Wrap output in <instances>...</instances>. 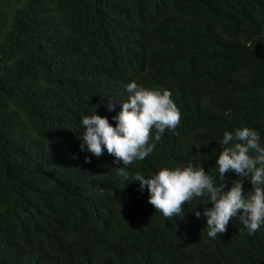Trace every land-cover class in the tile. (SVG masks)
Segmentation results:
<instances>
[{"label":"trees","instance_id":"1","mask_svg":"<svg viewBox=\"0 0 264 264\" xmlns=\"http://www.w3.org/2000/svg\"><path fill=\"white\" fill-rule=\"evenodd\" d=\"M79 55L88 90L100 98L56 109L53 85L67 67L63 60ZM1 78L0 190L32 205L41 223L56 219L62 231L103 230L108 264H141L132 222L122 212L101 217L98 192L133 194L119 167L133 179L192 164L222 184L216 161L224 133L237 128L255 130L264 147V0H0ZM132 81L171 91L181 121L159 141L153 129V152L125 166L114 156L108 160L106 148L99 157L86 150L81 120L125 102ZM13 87L35 96L25 106ZM118 113L107 117L113 126ZM230 179L225 174V192ZM232 221L246 228L238 216ZM202 224L190 213L174 223L191 238L189 264H264V230L260 237L227 232L214 244ZM181 244L178 238L170 252L156 251L154 264H183L173 259ZM7 261L0 252V264Z\"/></svg>","mask_w":264,"mask_h":264},{"label":"clouds","instance_id":"2","mask_svg":"<svg viewBox=\"0 0 264 264\" xmlns=\"http://www.w3.org/2000/svg\"><path fill=\"white\" fill-rule=\"evenodd\" d=\"M63 62L67 67L60 70L53 85L56 109L71 107L78 99L100 98L88 90V69L82 55L66 57ZM126 91L128 99L115 106L110 103L102 116L95 111L82 117L85 132L81 139L93 155L101 156L106 148L108 160L114 156L128 166L153 152V129L157 133L154 139L159 141L166 129L179 126L181 111L167 89H149L132 81ZM13 92L25 106L35 96L15 87ZM115 110L119 113L113 117L117 121L113 126L107 117ZM222 143L216 161L222 184L217 185L216 178L204 167L192 164L162 166L150 178L137 173L133 179L125 167H119L118 174L133 194L122 197L113 189L99 190L96 210L101 217L109 219L122 212L132 222L141 264H154L156 251L170 252L178 238L182 244L173 259L189 264L186 257L191 238L186 230L174 226L188 213L194 214L196 221L203 220L206 238L214 244H221L227 232L259 236L264 230L260 228L264 225V147L260 136L252 128H237L235 132L226 131ZM85 162L90 163V159L85 157ZM225 174L231 176L226 192ZM237 216L247 229L234 226L232 218ZM149 238L157 241L148 242ZM18 244L23 247L21 255L12 259ZM0 252L8 257L3 264H108V236L99 229L62 231L56 219L41 223L32 205L19 204L0 190Z\"/></svg>","mask_w":264,"mask_h":264},{"label":"bare ground","instance_id":"3","mask_svg":"<svg viewBox=\"0 0 264 264\" xmlns=\"http://www.w3.org/2000/svg\"><path fill=\"white\" fill-rule=\"evenodd\" d=\"M190 115V114H189ZM190 137V136H189ZM212 156V155H211Z\"/></svg>","mask_w":264,"mask_h":264},{"label":"rangeland","instance_id":"4","mask_svg":"<svg viewBox=\"0 0 264 264\" xmlns=\"http://www.w3.org/2000/svg\"><path fill=\"white\" fill-rule=\"evenodd\" d=\"M168 246V245H167Z\"/></svg>","mask_w":264,"mask_h":264}]
</instances>
